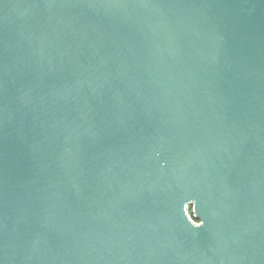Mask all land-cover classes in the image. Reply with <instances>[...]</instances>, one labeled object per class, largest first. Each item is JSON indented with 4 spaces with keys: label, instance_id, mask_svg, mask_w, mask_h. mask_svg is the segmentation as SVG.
I'll return each instance as SVG.
<instances>
[{
    "label": "water",
    "instance_id": "95a60500",
    "mask_svg": "<svg viewBox=\"0 0 264 264\" xmlns=\"http://www.w3.org/2000/svg\"><path fill=\"white\" fill-rule=\"evenodd\" d=\"M0 264H264V0H0Z\"/></svg>",
    "mask_w": 264,
    "mask_h": 264
},
{
    "label": "built area",
    "instance_id": "2783aa9c",
    "mask_svg": "<svg viewBox=\"0 0 264 264\" xmlns=\"http://www.w3.org/2000/svg\"><path fill=\"white\" fill-rule=\"evenodd\" d=\"M191 219L193 220V221H195L196 223H199L195 218H194V215L193 214H191Z\"/></svg>",
    "mask_w": 264,
    "mask_h": 264
}]
</instances>
